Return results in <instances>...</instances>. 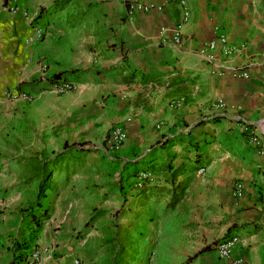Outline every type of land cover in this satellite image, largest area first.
I'll return each instance as SVG.
<instances>
[{
	"label": "crops",
	"instance_id": "obj_1",
	"mask_svg": "<svg viewBox=\"0 0 264 264\" xmlns=\"http://www.w3.org/2000/svg\"><path fill=\"white\" fill-rule=\"evenodd\" d=\"M13 1L0 0V142L6 120L20 114L23 129L29 132L37 119L39 139L54 136L60 143L122 125L128 130L125 152L146 151L133 160L135 172L143 166L157 178L143 192L152 203L173 211L183 201L169 208L173 169H181L177 182H186L185 192L195 179L208 183L217 193L208 204L218 208V222L240 238L231 258L264 264V154L249 143L251 134L264 143V0H187L190 20L180 45L171 41L181 14L173 0H68L56 10L51 7L59 0ZM130 1L165 6L129 16ZM10 2L20 12L11 13L5 7ZM219 35L235 52L225 57L218 45L208 59L201 50ZM56 76L72 81L74 89L57 94L51 82ZM9 86H21L34 102H7ZM217 103L223 106L213 108ZM48 114L56 118L50 125L41 122ZM2 152L0 264H19L36 246L53 250L37 264H99L86 240L77 244L71 235L53 232L52 222L42 224L41 202L29 208L19 194H9L23 191L25 179L17 181L16 165ZM22 164L35 176L42 163L28 154ZM68 166L48 169L57 168L55 175ZM237 180L243 185L238 197L232 187Z\"/></svg>",
	"mask_w": 264,
	"mask_h": 264
},
{
	"label": "rangeland",
	"instance_id": "obj_2",
	"mask_svg": "<svg viewBox=\"0 0 264 264\" xmlns=\"http://www.w3.org/2000/svg\"><path fill=\"white\" fill-rule=\"evenodd\" d=\"M55 119L48 114L41 122L50 125ZM23 121L21 114L7 119L5 142H0V152L16 165L17 181L22 184L25 179L24 190L9 191L11 196L19 194L25 205L36 202L39 178L27 175L23 156L30 154L33 162L47 168L69 165L55 175L51 174L57 168L49 172L50 188L40 201L45 207L43 225L52 222L53 232L69 234L77 244L86 240L99 264H224L217 257L216 243L233 234L218 222V208L208 204L218 198L208 183L201 186L195 179L183 201L173 211L166 210L164 203L159 207L143 194L156 183L155 174L143 166L134 170L139 168L133 160L146 151L125 152L128 138L119 149L108 146L107 134L118 124L97 132L90 129L85 141L60 143L54 136L39 139L37 119L29 132ZM207 246H212L209 251L197 254Z\"/></svg>",
	"mask_w": 264,
	"mask_h": 264
},
{
	"label": "built area",
	"instance_id": "obj_3",
	"mask_svg": "<svg viewBox=\"0 0 264 264\" xmlns=\"http://www.w3.org/2000/svg\"><path fill=\"white\" fill-rule=\"evenodd\" d=\"M180 9V20L177 22L172 29V43L174 45H180L182 41V28L189 22L190 20V11L188 7L187 0H173ZM164 5H155V4H142L135 1L129 2L128 14L131 16L134 12L140 11L143 13L151 12V11H160L164 8ZM11 13L15 14L20 12V8L16 3H8L5 6ZM43 28H36L37 37H42ZM222 46L224 48V56L229 57L235 49L233 47H229L226 44V39L223 35H219L218 38L214 41H211L206 47L201 50V53H206L207 58H213V53L215 51L216 46ZM44 68V66H43ZM52 87L55 92L59 94H64L66 92L72 91L74 89V84L72 81L65 77H60L57 80L52 81ZM4 99L9 103H22L25 105H31L35 98L32 94L25 91L21 86H9L4 91ZM223 104L217 103L212 105L213 108H220ZM237 122L242 123L241 119L237 120ZM128 138V130L122 125L113 126L106 138V142L108 146L119 149L120 146L126 141ZM249 143L257 149L260 154H264V143L261 137L255 134L249 135ZM234 196H240L243 194V185L237 180L232 183ZM240 243V238L238 235L233 234L229 236L228 239L220 241L216 244V254L219 259L225 261H231L232 264H245V262L241 259H232L231 255L236 246ZM51 251L53 254V250L48 247H33L31 249H27L23 259L19 264H37L40 262L42 255L45 252ZM230 262V263H231ZM58 264V263H53ZM73 264H81L79 259H75Z\"/></svg>",
	"mask_w": 264,
	"mask_h": 264
},
{
	"label": "trees",
	"instance_id": "obj_4",
	"mask_svg": "<svg viewBox=\"0 0 264 264\" xmlns=\"http://www.w3.org/2000/svg\"><path fill=\"white\" fill-rule=\"evenodd\" d=\"M68 0H59V1H55L54 4L52 5L51 7V10H56L60 7L63 6V4H65V2H67ZM6 4V0L4 2ZM58 78H60V76H56V77H53L51 79V82L54 81V80H57ZM210 121H216L218 120V117H211L210 119H208ZM166 142V140L164 141ZM199 160L196 159V162H198ZM167 169L169 171L172 170V168L170 167V165L167 166ZM35 170V173H36V177L39 178V182H38V187H37V195H36V202L35 204H30L29 205V208H33V207H41V199H43L45 197V191L49 189V181H48V172H49V169L45 166V164H40V165H36V167L34 168ZM180 168H176V169H173L171 172H170V176H169V183L171 184V189H170V197H171V201H170V204H169V208H175V206L183 199V197L185 196V191H186V188H187V185H186V182L184 181H178L177 182V177H178V174L180 172ZM47 178V179H46ZM46 213H44V216L46 217ZM37 226L39 227L40 224L37 223ZM229 237H224L222 239L225 240V239H228ZM217 244V243H216ZM212 246H207V247H204L203 249H201L197 254L199 253H203V252H206V251H209L211 249ZM215 247V246H214ZM194 255V257L197 256Z\"/></svg>",
	"mask_w": 264,
	"mask_h": 264
}]
</instances>
